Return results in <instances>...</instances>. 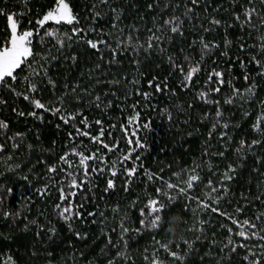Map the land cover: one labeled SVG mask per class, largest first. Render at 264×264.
Instances as JSON below:
<instances>
[{
	"label": "trees",
	"instance_id": "obj_1",
	"mask_svg": "<svg viewBox=\"0 0 264 264\" xmlns=\"http://www.w3.org/2000/svg\"><path fill=\"white\" fill-rule=\"evenodd\" d=\"M73 6L75 14L79 17L80 23L77 27H86L88 25L90 13L92 12V5L96 0H69ZM165 0H160L158 6L149 9L148 4L156 5V0H114V5L123 9V16L120 27L125 29V32L132 31L131 26L139 29L134 34L139 36L141 41L149 35L146 29L153 28V17L160 19L166 18L171 12L172 8L163 9ZM182 3V0H171L172 4ZM255 6L261 14H264V5L261 0H254ZM50 6V0H31L25 8L22 0H0V7H7L10 11L25 12V17H17L23 21L21 29L28 26V21H34L38 18L39 14L47 10ZM248 4L246 0H237L233 5L231 0H199V5L195 9L198 18L194 15L192 20H185V31L183 36H175L170 49L178 52L183 49V55H188L190 58L199 59L198 46H190L193 39L199 36L206 37L207 40H215L220 44V48L215 50L214 55H209L204 61V71L199 73L194 78V83L191 90H184L178 84V74H172L167 64V61H162L157 53L151 54L141 53L139 56L141 66L140 72L145 75L141 78L139 85L140 92L151 93L150 106H146L143 98L138 95H133L128 98L125 103H121V98L124 94V88H113L112 90L118 91L117 97L109 95L107 99L114 101L113 107L106 113H101L94 107L87 104L72 103L71 96L68 97L72 108L84 107L86 109L85 115L90 120L102 119L104 121L103 127L112 132V136L105 133V142L120 141L121 151H127L126 140L123 139L120 124L126 123V118L132 115V110L127 107L139 101L141 119L140 123L150 121L149 129H141L139 132L140 139L145 145L133 155L132 161L127 162V167H133L135 164L137 171L128 183L125 180L123 172H118L115 180V189L104 193L103 188L106 186V179L110 178L105 172L104 174L95 176V183L93 191H83L75 198L77 206L83 204L81 209L84 213L83 220L74 222L76 231L86 233L82 237L75 236L73 231H70L68 225L60 220L53 211L54 202L58 201L56 189L53 188L51 195L47 197H38L32 195L35 189L40 186L41 181L37 180L38 174L44 170L43 161L53 164L58 162V158L64 151H69L71 147L75 146L67 139V132L72 129L65 127L63 123L54 115L44 112V120L41 122L34 117L25 116L18 118L12 111L10 106H0V119H5L9 122L10 128L6 130L7 135L11 136L15 132H22L26 134L24 142L21 144L19 151L11 149V140L5 141L0 137V142H6L9 146L8 151L0 154V171H4V158L9 154L13 155V160L9 163H20L21 168L19 171L7 173L4 178H0V184H5L12 187V192L4 198L3 206L6 209L15 210L17 207L23 208V215L13 218H4L0 216V264H8L7 258L11 256L14 264H46V254L53 252L54 257L51 264H56L60 261L61 264H87L89 260L93 264H107V260L115 256V251L107 244V234L110 229H115L111 233L112 240H117L119 228L117 222L112 219V213L106 210L108 221L106 224L101 225L98 221L100 217H89L88 212L96 210V206L101 210H105L108 205L120 204L121 208H126L132 201L139 198L136 209H128V215L133 222L132 226L139 227L138 221L139 208L144 206L148 197H156V188L162 187L160 181L147 179L146 173L150 172L154 175H160L163 170V179L165 181L172 180L176 182L172 173L178 172L181 169H189L193 167V161L204 165L198 170V175L201 181L191 190V195L201 196L207 189L205 185L209 179L214 182L219 180V174L223 172L228 163L236 164V171L231 181H227L228 192L220 202V209L223 212L230 213L236 216L237 219L243 220L245 218L252 220L257 213H264V198L256 200L255 197L264 191V143L253 147L243 159L236 157L232 148H225L224 143L213 137L211 142H208V131L211 125V119L205 121L201 119L203 113L215 112V107L205 105L198 98L194 97V92L198 89L199 85L205 78V73L212 67L218 70L225 71V79H232L236 87L243 88L246 82L242 79L244 70L237 62V57L241 61L247 62L248 52H241L238 48V43L243 40L246 44L251 45L255 43L254 39L248 36V29L241 28L237 23H234L232 17L234 12H242L244 7ZM163 9V11H161ZM107 11V9H104ZM181 7L177 14L182 13ZM225 21L231 27L220 26L214 28L210 32H204V28L209 27L207 20L211 16ZM5 25V20L0 17V29ZM35 27V25H33ZM49 27L52 25L49 24ZM109 19H103L95 23L97 32L100 29L108 30ZM62 28L61 31L69 30ZM256 33L253 32L252 36L255 37ZM227 39L233 41L228 56H222L221 53L225 51L223 40ZM95 39V36L90 37ZM166 47L168 45H165ZM71 52H76L79 59L73 64L71 61L60 59L58 62L52 63L50 67V75L56 80V86L47 84L46 80L41 84V95L38 98L42 102L49 103L53 101L56 96L62 94L65 89V83L71 84L73 82H80L83 87L93 86L96 93H103L109 91V86L105 83L100 85L95 84V79H89L87 70L92 68L97 62L102 64L100 70L94 75L99 76L101 81L111 80L118 78L123 80L125 74L128 79L132 78L135 74L134 64L131 62L132 53L120 57L119 64L109 65L108 55L105 53L104 60L100 61L94 51H90L83 46H74ZM70 52L64 53L69 55ZM181 55V59L183 58ZM258 71L254 64L249 63L247 72L255 78V73ZM84 74L83 76L81 74ZM168 85L175 91L171 94L168 91L156 92L153 88L149 87L147 81L153 77L157 78V83L163 84L164 78L169 77ZM259 85L257 95L250 105H245L244 108L250 113L249 116L243 115V110L239 104L232 106H223V113L226 119H229L233 124L238 125L231 127L228 134L233 138L232 147L235 142L241 139L251 141L253 139H261L259 133L254 132L251 128L255 122L257 115H259V105L256 101L264 99V80H257ZM228 85L222 88L219 96H212L210 99H222L224 94L228 92ZM11 106L17 107L24 111L33 110L26 101L21 98L9 97ZM88 98L85 97V100ZM179 106V107H177ZM147 107V110H145ZM170 108L172 110L173 118L171 121L160 111L162 108ZM124 111H120V109ZM182 109V110H181ZM116 124L115 128H109V124ZM57 125H60L57 127ZM131 128V126H129ZM93 134H97L99 129L95 126L91 129ZM190 133V134H189ZM86 144L89 142L84 141ZM78 143V142H77ZM28 144L38 146V150L29 151ZM98 145L92 146L93 150ZM208 148L210 153L217 151H225L226 156L221 158L214 155H202L205 148ZM51 149V154L46 150ZM103 154V152H102ZM119 152L109 155V163ZM139 155L141 159L137 162L135 157ZM261 157L258 160L257 157ZM69 159L73 164L78 163V158L70 156ZM211 161L213 167H207L208 161ZM35 167L33 173H29V169ZM28 175L32 180V184L27 185L21 179L22 176ZM186 178V177H184ZM127 184V189L125 185ZM243 194V195H242ZM173 195L175 192L173 191ZM87 196V199L84 197ZM30 197V199H28ZM164 201V197H159ZM246 198V199H245ZM185 199L182 197L179 202L170 206V212H164V218L167 221L170 216H175L181 220H187L188 225L194 219L190 212H184L182 205ZM243 208L242 214H237L235 209L237 206ZM191 207H195V202L191 203ZM200 218L207 223L205 234L200 236L197 240L196 236L199 233L186 232L184 229L188 227L186 224H173L171 225L175 231L174 236H165L164 229L169 227L168 223L158 232H142L140 235L132 234L129 236V255L136 261V264H144L142 259L144 249L148 248L149 259H151L153 237L157 240L172 239V250L180 252L181 255L185 253V244L183 239L193 242V249L187 256L186 264H218L220 258L223 257L222 264H240V258L244 255L243 249L238 250L228 259L229 253L221 251L219 241L224 240L228 235L226 231H222L221 224H228L233 227L234 231H238L235 225H232L226 217L218 213L200 214ZM118 219V218H117ZM37 220L39 225H44L45 228L41 235L37 236V231L40 229L37 225L30 222ZM97 221L94 223L93 221ZM25 224H29L28 230H25ZM49 227H54L57 230L54 239L49 240L50 233L47 232ZM103 227V232H102ZM215 233V237H213ZM183 237V239H181ZM215 238L217 244L213 245L212 240ZM179 244V247L176 245ZM155 247H159L156 245ZM103 250V251H102ZM33 252L37 253L35 256ZM83 254V255H81ZM160 259L165 261V264H172L170 257L166 255L163 249L158 252ZM118 264H123L118 261ZM176 264H180L179 261Z\"/></svg>",
	"mask_w": 264,
	"mask_h": 264
},
{
	"label": "snow or ice",
	"instance_id": "obj_2",
	"mask_svg": "<svg viewBox=\"0 0 264 264\" xmlns=\"http://www.w3.org/2000/svg\"><path fill=\"white\" fill-rule=\"evenodd\" d=\"M22 2L27 8L31 0H22ZM159 3L160 0H156V5L148 4L147 7L151 9L154 6H158ZM231 3L235 5L237 0H231ZM246 3L248 6L244 7L242 12H234L232 17L234 23H237L241 28H247L249 38L255 40V43L251 45L246 44L243 40L238 43V48L241 52L249 53L247 62L241 61L237 57V62L240 63V67L244 70L242 79L246 82V86L243 88L236 87L232 79H225L224 70L212 67L207 70L204 80L194 92V97L198 98L202 103L215 107L214 114L206 112L201 116V119L205 121L209 119L212 121L208 131V142L210 143L215 136V138L224 143L225 148H232L238 160L243 159L253 150L254 146L264 143V99L256 101L259 105V115H257L255 122L251 126L254 132L260 134L261 139H253L250 142L241 139L235 142V146L232 147L233 138L228 134V130L238 125L226 119L223 113V106L239 104L244 109L243 115L249 116L250 113L244 106L250 105L254 101L259 87L257 80H264V14L257 10L254 0H246ZM261 4L264 5V0H261ZM198 5L199 0H182V3L178 2L175 4H172L171 0H165L163 9L172 8V12L166 18H163L162 22L160 19L153 17V28L146 29L149 35L143 41L134 34L139 31L135 26H131L132 31L127 33L124 28L120 27L123 9L115 6L114 0H96V3L92 5V12L88 21L89 26L86 27L76 26L81 21L75 14L69 0H50V6L47 7V10L43 11L42 14H39L38 11V18L34 21L29 20L28 26L23 29H21L23 21L17 19V17H25V12L10 11L7 7H0V17L5 20L4 27L0 29V106H10L11 111L18 118L29 116L41 122L44 120L43 113L47 112L56 116L65 127L72 129L66 135L68 141L75 146L71 147L69 151H64L59 156L57 163L49 165L47 161H43L44 170L36 177L37 180L41 181V184L32 195L47 197L51 195L53 188H55L58 201L54 202L53 211L60 220L68 225L69 230L73 231L75 236L82 237L87 235L76 231L74 227L75 221L83 220L84 218V213L81 210L83 204L77 206L75 198L80 192L93 191L95 176L98 174L102 175L105 172L110 178L106 179V186L103 188L104 193L115 189L114 178L118 172H123L125 180L131 183L137 167L135 164L133 167H127V162L132 161L133 155L145 147L140 139L139 132L141 129H149L150 121L144 124L140 123L139 101L127 106L132 110V115L126 118V123L120 124L123 139L126 140L127 144V151L124 152L120 149L119 140L105 142V133L107 132L108 136H112V132L103 127L104 121L102 119L90 120L85 115L86 109L84 107H71L68 97L71 96L72 103L87 104L103 114L111 109L114 103L112 99H107V97L109 95L112 97L118 96V91L112 89L123 87L124 94L121 98V103H125L130 96L138 95L143 98L146 106H150L152 94L139 91L141 78L145 75L140 72L141 62L139 56L141 53L151 54L152 52L157 53L162 61H167L169 68L173 70L172 74H178V84L182 89L191 90L194 78L204 71L205 58L209 55H214L215 50L220 48V44L215 40L209 41L206 37L199 36L197 39H193L190 45L198 46L200 53L198 60L190 58L188 55H183V49L178 52L170 49L174 37L184 35L185 20H192L194 15L198 18V14L195 13ZM181 7H183V11L178 15L177 11ZM104 9H107V11ZM106 18L109 19L108 30L100 29L97 32L95 23ZM207 23L209 24L207 28H204L203 25L200 26L204 32H210L220 26L231 27V25L221 19H217L214 15L207 20ZM49 24L52 26L49 27ZM68 26H70L69 30L61 31L62 28H67ZM253 32L256 33L255 37L252 36ZM93 36H95V39L90 38ZM232 43L233 41L225 36L223 40L225 51L221 53L222 56H228ZM165 45L168 46L166 47ZM74 46H83L90 51H94L100 61L104 60L105 53H107L109 65L119 64L120 57L131 52V62L134 64L135 74L132 75L131 79H128V75L125 74L123 80L113 78L101 81L99 76L94 75L102 67V64L97 62L92 68L87 70L89 79L94 78L96 85L107 84L109 91L96 93L93 86L83 87L80 82L65 83V91L62 94L56 96L53 101L47 104L42 102V99L38 98L41 95V84L46 80L47 84L53 87L56 86V80L49 74V66L60 59L71 61L75 64L79 57L76 52L70 51ZM66 52H70V54L64 55ZM181 55H183L182 59ZM249 63L254 64L258 69L255 73V78L247 72ZM81 75L83 76L84 74L82 73ZM169 79L170 76L165 77L163 84H161L157 83L156 77H153L147 81V84L156 92L168 91L174 95L175 91L168 85ZM225 85H228L229 90L222 99H210L212 96H219ZM9 97L23 99L33 110L24 111L11 106ZM85 97L88 99L85 100ZM145 110H147V107ZM120 111H124V109L122 108ZM160 111L169 121L172 120L173 115L170 108L165 107L160 109ZM59 126L57 125V127ZM93 126L99 129L97 134L92 133L91 129ZM115 127L116 124H109V128ZM9 128V122L5 119H0V137H3L5 141L11 140V149L18 152L26 134L15 132L9 136L6 132ZM85 140L89 143L86 144ZM95 145L99 147H95L93 150L92 146ZM8 148L9 146L6 142H0V154L7 152ZM27 148L30 152L38 150V146H33L32 144H28ZM46 151L51 154V149ZM117 152L120 153L119 156H116L109 163V155ZM202 155H214L224 158L226 152L217 151L210 153L206 147ZM70 156L77 157L78 163L73 164L69 159ZM135 159L138 162L141 157L136 155ZM257 159L261 160L262 158L258 156ZM12 160V154L4 158L5 169L0 171V178H4L7 173L20 170V163H9ZM204 163L203 161L201 163L193 161L192 168L181 169L172 173V176L176 179L175 183L171 179L168 181L163 179V170L158 176L150 172L146 173L149 181L158 179L163 186L156 188V197H148L144 206L139 208V227L132 226L133 222L128 215L129 208H137L139 198L136 201H132L126 208H121L120 204H116L108 205L105 210H101L96 206L95 211L87 213L90 218L98 215L100 217L98 222L104 225L108 221L107 210L112 213V219L117 222L119 228L117 240L113 242L111 236L115 229H110L109 234H107V244L115 251V256L109 258L107 264H118V261H122L123 264H136V261L129 255L128 251V238L132 234L140 235L145 231L158 232L164 227L165 223H168L169 227L164 229V234L166 237L174 236L175 231L171 225L181 223L188 225L187 220H181L175 216H170L166 221L163 215L164 212H170V206L179 202L182 197L185 199L182 205L183 211L190 212L194 218L191 224L184 229L186 232L199 233L196 236L198 240L200 236L205 234L207 223H209L201 219L200 214L218 213L226 217L232 225L238 228V231H234L233 227L228 224L220 225L221 230L226 231L228 235L224 240L219 241V247L221 251L229 253L228 259L231 260L232 255L243 249L244 255L240 258V264H264V213H257L252 220L245 218L241 221L236 216L223 212L219 207L221 200L228 192L226 182L233 179L237 167L236 164L228 163L223 172L219 174L218 181L214 182L209 179L205 185L207 191L204 192L203 197H193L191 195V190L194 189L197 182L201 181L198 170ZM206 163L209 169L213 167L210 160ZM34 170L35 167L30 168L29 173H33ZM21 179L31 186L32 180L28 175L22 176ZM125 188L127 189V184ZM173 191L175 195H173ZM11 192L12 187L0 184V216L15 219L23 215V208L17 207L15 210H10L3 206L5 196L9 199ZM160 196H163L166 202L161 201ZM87 198V196L84 197V199ZM262 198H264V191L255 197L256 200ZM193 201L195 202V207H191ZM235 212L242 214L243 208L238 205ZM93 222L96 223L97 221L94 220ZM30 223L37 225L40 231H37L36 235H41L45 226L39 225L37 220H32ZM24 227L25 230H28L29 224H25ZM101 230L103 232V227ZM47 232L50 233L49 240H52L55 238L57 230L54 227H49ZM215 235L213 233V237ZM183 243L186 248L184 255H181L180 252L172 250V239L157 240L154 236L151 259H149L148 248L144 249L145 254L142 257L144 264H165V261L158 256L160 249H163L166 255L171 258L172 264H176L177 261L180 264H186L187 256L193 249V242L183 239ZM212 243L216 245L218 242L213 238ZM156 245L159 247H155ZM176 247H179V244ZM36 254L33 252L34 256ZM53 257L54 253L48 252L46 254V264H51ZM7 261L8 264H14L11 256L7 258ZM222 261L223 257L220 258L218 264H222ZM56 264H61V262L57 261ZM87 264H93V261L89 260Z\"/></svg>",
	"mask_w": 264,
	"mask_h": 264
}]
</instances>
